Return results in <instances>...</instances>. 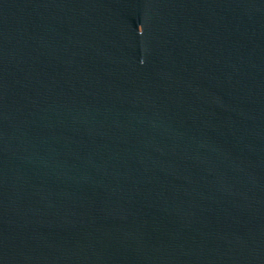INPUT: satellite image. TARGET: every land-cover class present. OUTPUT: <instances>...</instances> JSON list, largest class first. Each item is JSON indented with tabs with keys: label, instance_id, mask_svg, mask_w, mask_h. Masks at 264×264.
Here are the masks:
<instances>
[{
	"label": "water",
	"instance_id": "95a60500",
	"mask_svg": "<svg viewBox=\"0 0 264 264\" xmlns=\"http://www.w3.org/2000/svg\"><path fill=\"white\" fill-rule=\"evenodd\" d=\"M129 264H264V68L187 167Z\"/></svg>",
	"mask_w": 264,
	"mask_h": 264
}]
</instances>
